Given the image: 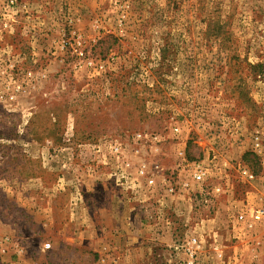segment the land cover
<instances>
[{"label": "rangeland", "instance_id": "1", "mask_svg": "<svg viewBox=\"0 0 264 264\" xmlns=\"http://www.w3.org/2000/svg\"><path fill=\"white\" fill-rule=\"evenodd\" d=\"M19 3L0 16V264H186L190 234L196 264H264V226L234 230L262 196L264 0Z\"/></svg>", "mask_w": 264, "mask_h": 264}, {"label": "built area", "instance_id": "2", "mask_svg": "<svg viewBox=\"0 0 264 264\" xmlns=\"http://www.w3.org/2000/svg\"><path fill=\"white\" fill-rule=\"evenodd\" d=\"M19 0H4V7L0 9V16L2 19H8L10 13L19 6ZM9 9H7V8ZM114 154H119L120 148L114 146L112 149ZM144 174V169L140 171ZM190 172V181L199 184V187L203 185L208 179V170L202 162H193ZM245 175L249 178H254L255 175L252 172L244 171ZM185 182L188 186L192 182ZM260 185L262 190V196L256 201H250L247 204L242 203L240 208L234 214V230H236L238 237L247 238L249 240H255V234L257 230L264 226V174L260 177ZM155 180L147 177V188L154 191ZM198 186V185H197ZM174 188L171 187L173 192ZM216 192L221 191V186L215 188ZM163 196V193H162ZM201 235L190 234L183 238L181 243L177 245V249L185 255L186 264H196L198 256L203 252V240ZM218 254L221 255V251L218 246L215 247Z\"/></svg>", "mask_w": 264, "mask_h": 264}, {"label": "crops", "instance_id": "3", "mask_svg": "<svg viewBox=\"0 0 264 264\" xmlns=\"http://www.w3.org/2000/svg\"><path fill=\"white\" fill-rule=\"evenodd\" d=\"M148 242H149V240H148ZM148 242H145L146 244L148 243ZM151 243V242H150ZM146 249H145V255L146 256H151V255H153V250L151 249V247L150 246H146L145 247ZM174 250H175V254L176 255H178V256H180V254L182 255V256H185L181 251H179L178 249H177V245H175L174 246ZM254 255H256V256H254ZM259 255H260V253L259 254H251V256L249 257V258H251V260H253L254 261V257H256V258H258L259 257ZM182 256H180V257H182ZM147 258V257H146ZM257 262H258V259L256 260Z\"/></svg>", "mask_w": 264, "mask_h": 264}]
</instances>
